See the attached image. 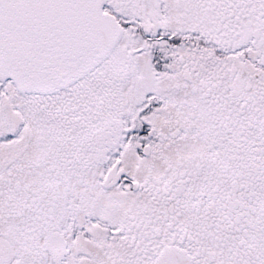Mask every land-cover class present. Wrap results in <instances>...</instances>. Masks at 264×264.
<instances>
[{"label": "snow or ice", "instance_id": "6c2138e0", "mask_svg": "<svg viewBox=\"0 0 264 264\" xmlns=\"http://www.w3.org/2000/svg\"><path fill=\"white\" fill-rule=\"evenodd\" d=\"M0 264H264V0H0Z\"/></svg>", "mask_w": 264, "mask_h": 264}]
</instances>
